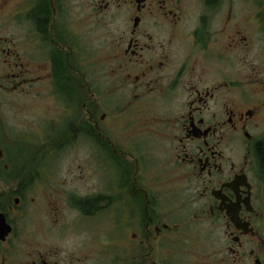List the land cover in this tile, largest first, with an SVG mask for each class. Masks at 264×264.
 Wrapping results in <instances>:
<instances>
[{
	"label": "flooded vegetation",
	"instance_id": "flooded-vegetation-1",
	"mask_svg": "<svg viewBox=\"0 0 264 264\" xmlns=\"http://www.w3.org/2000/svg\"><path fill=\"white\" fill-rule=\"evenodd\" d=\"M72 2L0 0V264H264V0Z\"/></svg>",
	"mask_w": 264,
	"mask_h": 264
},
{
	"label": "rangeland",
	"instance_id": "rangeland-1",
	"mask_svg": "<svg viewBox=\"0 0 264 264\" xmlns=\"http://www.w3.org/2000/svg\"><path fill=\"white\" fill-rule=\"evenodd\" d=\"M74 3V0L72 2V5ZM86 3V0H75V4H76V12L79 15L83 14V9H84V5ZM74 6V5H73ZM94 35H93V42L92 45L94 44V46L100 45L102 42V38H101V33H103L102 29H94Z\"/></svg>",
	"mask_w": 264,
	"mask_h": 264
},
{
	"label": "water",
	"instance_id": "water-1",
	"mask_svg": "<svg viewBox=\"0 0 264 264\" xmlns=\"http://www.w3.org/2000/svg\"><path fill=\"white\" fill-rule=\"evenodd\" d=\"M2 216L0 215V218H1ZM2 222L0 223V237H2L1 239H3V237H4V235L7 233V231H8V229L9 228H7V229H2Z\"/></svg>",
	"mask_w": 264,
	"mask_h": 264
}]
</instances>
